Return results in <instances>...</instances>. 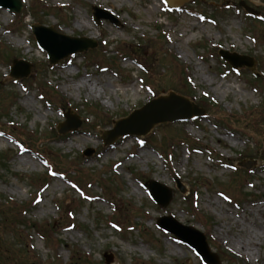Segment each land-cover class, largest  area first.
I'll return each instance as SVG.
<instances>
[{
	"label": "rangeland",
	"instance_id": "374dc122",
	"mask_svg": "<svg viewBox=\"0 0 264 264\" xmlns=\"http://www.w3.org/2000/svg\"><path fill=\"white\" fill-rule=\"evenodd\" d=\"M21 1L19 14L0 8V130L12 122V135L29 146L0 133V263L204 264L156 226L159 216L171 215L204 233L219 264H264V0H242L259 12L258 21L239 0H188L179 9L163 0ZM92 6L119 24L94 23ZM33 23L96 46L49 65L32 40ZM220 49L255 58L254 69H226ZM14 56L31 64L27 77L9 76ZM169 91L212 115L156 124L145 136L103 145L100 131ZM67 108L81 124L55 136ZM217 116L227 118L225 126L215 125ZM181 137L200 150L180 145ZM168 143L179 145L171 170L155 151L165 154ZM38 150L78 188L59 173L47 175ZM248 159L257 164L237 166ZM149 180L171 189L167 206L152 200ZM246 235H257L249 251L238 247Z\"/></svg>",
	"mask_w": 264,
	"mask_h": 264
},
{
	"label": "water",
	"instance_id": "95a60500",
	"mask_svg": "<svg viewBox=\"0 0 264 264\" xmlns=\"http://www.w3.org/2000/svg\"><path fill=\"white\" fill-rule=\"evenodd\" d=\"M166 1L170 6L177 7L187 0ZM0 7L8 9L12 13H19L22 4L20 0H0ZM246 9L250 10L247 7ZM93 16L97 23L101 18L114 22L113 17L106 10L97 7H93ZM31 29L38 45L47 52L50 64H55L70 54L95 47V42L87 37H70L58 33L51 26L34 23L31 25ZM220 55L234 67L246 65L253 68L254 66L253 59L246 56L226 51H220ZM30 67L31 65L24 60H14L10 67V75L14 78L26 77L29 74ZM202 114H204L203 109L198 108L187 98L170 91L168 95L160 96L140 109L134 110L126 118L114 121L113 129L101 132V136L104 144L108 145L113 143L119 136L127 134L145 135L158 123L188 119ZM65 117L66 121L58 125V133L60 134L76 130L80 125L77 116L72 115L70 110L65 113ZM91 152V150H87L86 154L89 155ZM255 164V160H243L238 163L239 166L245 168H250ZM148 187L154 201L160 206L165 207L169 203L171 198L170 189L155 181H149ZM178 187L181 192L184 191L180 184H178ZM157 225L195 249L205 263L219 264L217 256L210 251L204 234L199 230L192 226L183 225L171 216L158 218Z\"/></svg>",
	"mask_w": 264,
	"mask_h": 264
},
{
	"label": "bare ground",
	"instance_id": "6f19581e",
	"mask_svg": "<svg viewBox=\"0 0 264 264\" xmlns=\"http://www.w3.org/2000/svg\"><path fill=\"white\" fill-rule=\"evenodd\" d=\"M69 72V71H67ZM78 88H81V87H84V83H80L78 86ZM96 97H99L100 94H95ZM24 103L26 105H30L31 106V101L29 100V98H25L24 99ZM256 238H257V235H255V238H252L251 235H246L244 236L243 238H241L239 241H238V247L242 250H246V251H249L252 249V247L255 246L256 244Z\"/></svg>",
	"mask_w": 264,
	"mask_h": 264
},
{
	"label": "trees",
	"instance_id": "16d2710c",
	"mask_svg": "<svg viewBox=\"0 0 264 264\" xmlns=\"http://www.w3.org/2000/svg\"><path fill=\"white\" fill-rule=\"evenodd\" d=\"M185 79V82H186V77H184ZM217 118V122H215L217 125L219 124V125H223V126H225V124H224V122H225V120L227 119V118H225V117H219V116H217L216 117ZM229 120V119H228ZM54 134H55V131L53 132ZM165 139H167V138H165ZM170 140H172V139H170V138H168V141H170ZM180 140L181 141H185V143H187L189 146L190 145H192L193 146V144H190V143H188V141H186V140H184L182 137L180 138ZM264 140V139H263ZM193 143V142H192ZM195 144H197V142H194V145ZM258 144H259V142H258ZM166 144H165V142L163 141L162 142V146L164 147ZM168 145H169V143L167 144V146H166V148H164V152H165V156L168 154V149H169V147H168ZM190 148H191V146H190ZM1 156V155H0ZM50 159V158H49ZM262 159H263V161H264V156H262ZM3 160V158H2V156L0 157V162ZM51 160V159H50ZM232 255V254H231ZM1 259H5L3 256H1ZM0 259V260H1ZM226 261H227V264H234L233 262H229V260H227L226 259ZM1 264V263H0ZM240 264V263H239Z\"/></svg>",
	"mask_w": 264,
	"mask_h": 264
}]
</instances>
